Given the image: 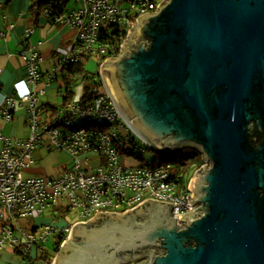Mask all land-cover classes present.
<instances>
[{
  "label": "water",
  "instance_id": "1",
  "mask_svg": "<svg viewBox=\"0 0 264 264\" xmlns=\"http://www.w3.org/2000/svg\"><path fill=\"white\" fill-rule=\"evenodd\" d=\"M100 73L143 141L161 153H202L188 185L197 206L180 221L173 202L153 198L98 212L74 224L54 264L94 236L87 255L113 249L97 264L127 251L145 257L130 264H264V139L252 140L264 136V0H163ZM82 260L71 264L93 263Z\"/></svg>",
  "mask_w": 264,
  "mask_h": 264
},
{
  "label": "built area",
  "instance_id": "2",
  "mask_svg": "<svg viewBox=\"0 0 264 264\" xmlns=\"http://www.w3.org/2000/svg\"><path fill=\"white\" fill-rule=\"evenodd\" d=\"M79 1V9L57 17L59 23L73 27L77 35L56 74L69 62H86L103 51L101 36L105 29L123 26L132 13L157 12L163 0ZM24 57L29 66L23 91L7 96L0 103V113L6 120L13 118L18 106L25 105L30 131L22 146L16 145L18 140L13 143L9 139L0 148V248L15 247L23 256L20 264H34L38 257L33 256V251L41 242L57 230L59 235L71 231L78 221H88L98 212L124 213L153 198L173 202L172 214L180 221L179 214L197 206L188 198L191 194L188 186L178 182L172 164L126 166L122 162V156L129 154L122 151L123 146L132 148L139 157H143L145 149L101 84L92 87L96 98L90 105H83L82 94L77 93L73 100L65 101V93L61 91L59 108L48 116L40 102L46 88L37 89L42 80L38 68L40 54L33 51ZM101 123L110 129L94 127ZM39 147L69 155L70 162L62 173L26 176ZM62 207L69 213L74 211L80 219L57 230L48 226L34 232L18 223Z\"/></svg>",
  "mask_w": 264,
  "mask_h": 264
},
{
  "label": "crops",
  "instance_id": "3",
  "mask_svg": "<svg viewBox=\"0 0 264 264\" xmlns=\"http://www.w3.org/2000/svg\"><path fill=\"white\" fill-rule=\"evenodd\" d=\"M75 2L73 5L70 0L67 12L81 7L79 0ZM32 4L31 0H11L9 3L0 0V103L4 102L7 96L18 95L23 91L29 66V61L24 55L38 51L41 57L38 68L42 80L37 89L46 88L45 93L40 96V102L46 114L51 116L61 103L62 85L60 74H56L57 67L65 53L73 46L77 32L71 26L50 21L44 14L37 20L31 13ZM76 93H83L82 85L76 88ZM57 96L58 99H54ZM12 114L13 118L6 120L0 113V135L3 136L0 137V148L9 139L13 143L18 140L16 145L22 146L30 135L27 107L18 106ZM33 155L34 163L26 170V176L57 175L62 173L67 165L63 154L54 149L39 147ZM67 217V214L60 216L55 208H51L43 214L19 220L18 223L33 232L42 231L48 226L57 230L68 224ZM58 234L57 230L52 236ZM16 249L0 248V264H20L23 256L21 251ZM34 264L48 263L36 260Z\"/></svg>",
  "mask_w": 264,
  "mask_h": 264
},
{
  "label": "trees",
  "instance_id": "4",
  "mask_svg": "<svg viewBox=\"0 0 264 264\" xmlns=\"http://www.w3.org/2000/svg\"><path fill=\"white\" fill-rule=\"evenodd\" d=\"M6 3H9L11 0H5ZM32 7L31 13L32 15L37 17V20L43 14L47 16L50 21L58 22L57 17L67 12V5L70 0H31ZM158 0H151V2L155 3ZM141 16V13H132L129 15V22L124 24L123 26L113 25L110 28L105 29L101 36V44L103 47V51H100L93 58H97L99 60V66L105 62L106 59L115 58L120 54L121 46L126 41L129 31L136 23L137 19ZM92 56L88 58L91 60ZM85 62H69L65 65L62 72L60 73L61 80V90L65 93V101L73 100L76 95V88L80 85L83 86V93L81 97V102L83 105H90L96 98V94L93 92L92 87L96 85H100V79L98 73H92L86 69ZM56 108L55 110H57ZM95 128L99 130L108 131L110 128L106 124H96ZM256 134V133H255ZM254 134V135H255ZM255 136L252 137L254 141ZM186 153V151H188ZM122 151L127 152L129 154H133L134 151L132 148H127L126 146L122 147ZM171 156L174 155V158L177 157L179 159V164L174 168V175L178 182L182 184V186H188L189 182L194 175L195 171L202 167L204 164V160L202 158V153L194 148H183L182 150L175 153H168ZM167 154V155H168ZM60 216H64L69 213V210L66 208H55ZM66 233L62 235H57L58 242L57 247L55 248L54 254L44 255L41 254L38 256V262H46L50 264L52 259L55 257L57 251L60 250V244L65 239ZM18 250V249H16Z\"/></svg>",
  "mask_w": 264,
  "mask_h": 264
},
{
  "label": "rangeland",
  "instance_id": "5",
  "mask_svg": "<svg viewBox=\"0 0 264 264\" xmlns=\"http://www.w3.org/2000/svg\"><path fill=\"white\" fill-rule=\"evenodd\" d=\"M72 3H73V5H75L76 4L75 0H72ZM85 64H86L85 65L86 69L88 71H90L92 73H98L99 79H100V84L103 86L102 89H104L106 91L107 89H106V87L104 85L103 77H102V75L100 73L102 66H99V60L97 58L96 59L92 58L91 60H86ZM54 99H58V96L54 97ZM131 131H133V134L136 135L137 138L140 140L141 144L143 145V147L145 149V152L143 154V157H139V156L134 155V154H124L122 156L123 157L122 162L124 164H126V166H136V165H141V164H146V165H150V166H158V165L166 164V163L172 164L174 166V168L176 166H178L179 159L177 157L174 158V155L171 156L168 153H161V152L156 151L149 144H147L145 141H143L134 132L133 129H131ZM187 147H190V146H185L184 148H187ZM190 148H192V147H190ZM194 149L199 151V149H197V148H194ZM188 152H189V150L186 151V153H188ZM62 154H63V157H64V162H66L68 164L70 162L69 155H67L66 153H62ZM65 155H66V157H65ZM204 164H205V162H204ZM182 184H184V182H182ZM67 215H68L67 220H68V222L71 221V223H74V222H76L77 220L80 219L79 217H77V215H76V213L74 211L68 213ZM31 223L33 224L32 221H31ZM65 233H66L65 234L66 236H65V239L63 240V242L67 241L69 239L68 236L70 234V231H66ZM57 242H58V237L56 235L50 236L47 239V241L41 242V246L40 247H35V249L33 251V256L37 258L41 254H44V255L54 254L55 248L57 247ZM61 249H62V245H61ZM59 251H57V254L59 253ZM53 263H54V260H52V264Z\"/></svg>",
  "mask_w": 264,
  "mask_h": 264
},
{
  "label": "flooded vegetation",
  "instance_id": "6",
  "mask_svg": "<svg viewBox=\"0 0 264 264\" xmlns=\"http://www.w3.org/2000/svg\"><path fill=\"white\" fill-rule=\"evenodd\" d=\"M253 136H255V138L256 139H254V144H255V146H258V145H260V143L262 142V140L264 139V136H263V134L262 133H256L255 135H253ZM156 208H158V206H155ZM140 214V213H139ZM139 214L136 216V217H138L139 216ZM101 217H103V216H101ZM135 217V216H134ZM126 220H125V218L123 219V222H125ZM130 222V221H129ZM131 223V222H130ZM84 226V224H82V225H77L76 227L78 228H80V227H83ZM75 227V228H76ZM74 228V229H75ZM102 229H100L99 227H98V225L96 226V227H94L93 228V234H98L100 231H101ZM95 237V236H94ZM94 237L93 238H90V239H83V243L81 244V246L80 247H78V248H76V249H74V250H71L70 251V258H71V260L68 262L67 260V262L68 263H66V264H71L72 262H74V261H77V262H81L80 260H82V259H87V261L89 260L90 262H93L92 264H97V263H99V262H102V260H101V256L102 255H104V254H107L108 256H111V252H113V249L111 248H109L108 249V247H106L107 248V250H105V249H103V251L101 250L100 252L98 251V252H93L92 254H90V255H87L86 253H85V249H86V247L89 245V243H91V242H93V240H94ZM61 249V248H60ZM107 252V253H106ZM123 253H125V254H123ZM56 255H57V253H56ZM138 255H141V253L140 252H118V260L116 261L117 263L116 264H130L131 263V261H133V260H135L136 262L137 261H141V260H143V259H145V257L144 256H138ZM87 256H90V257H87ZM116 257H117V255H115ZM105 261H106V259H105ZM82 262H84L83 260H82Z\"/></svg>",
  "mask_w": 264,
  "mask_h": 264
},
{
  "label": "clouds",
  "instance_id": "7",
  "mask_svg": "<svg viewBox=\"0 0 264 264\" xmlns=\"http://www.w3.org/2000/svg\"><path fill=\"white\" fill-rule=\"evenodd\" d=\"M131 29H132V28H131ZM62 243H64V242H63V241L61 242V244H60V246H59L60 248H61ZM52 260H54V259H52Z\"/></svg>",
  "mask_w": 264,
  "mask_h": 264
}]
</instances>
